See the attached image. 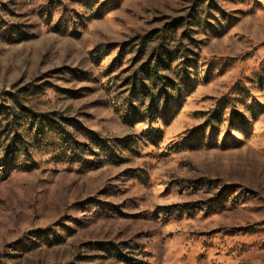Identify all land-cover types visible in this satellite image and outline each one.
I'll return each instance as SVG.
<instances>
[{"label":"rangeland","instance_id":"rangeland-1","mask_svg":"<svg viewBox=\"0 0 264 264\" xmlns=\"http://www.w3.org/2000/svg\"><path fill=\"white\" fill-rule=\"evenodd\" d=\"M16 99L46 117L0 165V264H264V0H0V120Z\"/></svg>","mask_w":264,"mask_h":264},{"label":"trees","instance_id":"trees-1","mask_svg":"<svg viewBox=\"0 0 264 264\" xmlns=\"http://www.w3.org/2000/svg\"><path fill=\"white\" fill-rule=\"evenodd\" d=\"M152 57L155 58L149 59L147 65L143 66V69L141 70L143 79L139 80L137 76L132 80L131 88L129 90L130 98L128 101L129 103H131L132 101H138L141 107L148 109L149 113L158 114L161 110L163 97L162 95L164 91L170 89L172 92H176V99L180 98L181 94L180 90H178L179 84H176L173 80H171L167 76L162 75L159 72L160 69H168V64L172 61V50H170V48H168L167 46L162 45L161 50ZM152 63H154L155 65L152 66ZM145 81L150 82L151 84H147ZM158 83L160 84L162 91L159 90L158 92H155L156 85H158ZM13 103L14 107L5 108L6 110H8V112H6V115L10 118L11 116H13V119L8 121L7 123H5L7 121L6 117H3L0 120V148L4 147L5 149V156L2 155L3 153L0 149V165L2 164V160H9L18 155L19 149L23 146L24 134L22 132V128L24 122H21V120L28 121L26 124H31L33 120H36L39 117H46V115L36 114L35 112L25 108L19 101V99L14 100ZM11 109H13L14 114H12ZM166 111L167 110H165V112ZM133 115L137 117L136 121H141L144 119L145 113L134 112ZM40 123L42 122H39V124ZM7 128L8 131L6 130ZM31 129L32 124L26 129V131H29ZM156 131L160 132L156 129L147 130L146 133H148L149 139H152L154 137ZM88 135L92 143H94L99 149L108 147V139L100 138L94 133H89ZM73 142L78 146L82 145L74 140ZM4 143H7L6 146Z\"/></svg>","mask_w":264,"mask_h":264}]
</instances>
